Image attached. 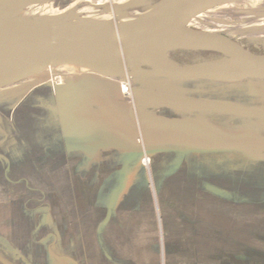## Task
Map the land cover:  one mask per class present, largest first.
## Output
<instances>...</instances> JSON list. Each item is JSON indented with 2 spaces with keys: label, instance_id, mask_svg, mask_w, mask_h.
Here are the masks:
<instances>
[{
  "label": "rangeland",
  "instance_id": "1",
  "mask_svg": "<svg viewBox=\"0 0 264 264\" xmlns=\"http://www.w3.org/2000/svg\"><path fill=\"white\" fill-rule=\"evenodd\" d=\"M147 1L69 0V6L54 12L55 2L37 0L11 19L116 26L132 18H111L115 7ZM103 16L110 20L103 23ZM188 26L238 42L262 41L264 0L214 7ZM153 54L164 59V51ZM188 54L184 61L202 56ZM167 55L178 59L173 51ZM46 70L40 77L0 89V203L21 201L28 211H35L42 205L38 201L58 195L73 222L80 264H96L97 255L104 259L105 254L112 263L128 264L131 236L136 238L134 253L136 248L141 251L144 237L150 247L165 249L164 259L149 254V264H228L241 255L245 259L239 264H264V165L244 157L264 155V143L256 137L257 131L264 133V116L259 118L264 113V80L107 78L66 64ZM94 110L103 121L116 118L114 126L127 136L135 135L136 142L118 140L113 147L98 125L88 128L77 120L79 113L95 117ZM35 131H45L52 140L47 139L48 145L38 142L40 148L33 146L37 140L30 138ZM92 139L100 146L96 156L80 160L81 164L61 163L63 154H74L73 145L86 152L96 149ZM223 141L238 143L245 153L205 149L209 142ZM134 152L141 157L130 164L126 185L115 194L123 160ZM180 154L187 157L181 163ZM50 160L57 163L49 165ZM114 194L116 204L104 224ZM182 222L195 226L194 242L177 237ZM182 242L191 255H177L183 253Z\"/></svg>",
  "mask_w": 264,
  "mask_h": 264
},
{
  "label": "water",
  "instance_id": "2",
  "mask_svg": "<svg viewBox=\"0 0 264 264\" xmlns=\"http://www.w3.org/2000/svg\"><path fill=\"white\" fill-rule=\"evenodd\" d=\"M36 1L0 0V89L60 64L79 65L107 78L143 76L220 83L264 80V55L249 51L227 36L188 26L194 17L204 11L244 0H148L146 3L115 7L109 13L111 18L133 14L132 21L97 28L56 20L11 19L18 9ZM51 1L44 0L42 3ZM134 8L139 12L133 13L131 9ZM100 20L104 23L110 19L103 16ZM155 50H163L164 59L155 57ZM174 50L216 53L220 57L179 64L168 58L167 54ZM241 109L249 108L241 106ZM119 136L132 142L137 139L135 135L130 137L119 133ZM206 147L220 152L239 150L238 143L233 141L209 142ZM143 156L146 157L145 153ZM140 157L141 153L134 152L125 158L118 172L121 180L115 194L124 189L128 168ZM115 194L106 207L104 224L112 215L117 200ZM238 259L245 258L239 256ZM0 264L9 263L0 257Z\"/></svg>",
  "mask_w": 264,
  "mask_h": 264
},
{
  "label": "crops",
  "instance_id": "3",
  "mask_svg": "<svg viewBox=\"0 0 264 264\" xmlns=\"http://www.w3.org/2000/svg\"><path fill=\"white\" fill-rule=\"evenodd\" d=\"M70 67L85 68L76 65H70ZM92 114L95 117L79 113L77 120L88 128L93 127L94 124L98 125L100 135L101 131H104L105 137L109 138L113 147V143L118 142V140L128 141L119 136V133L125 135L127 133L123 131V128L118 130L114 126L117 123L115 117V119L106 122V120L103 121L104 116L98 114L97 110L92 111ZM79 117L84 119H79ZM112 134L116 137L114 140L111 137ZM31 139L37 140L33 145L37 148H40L39 146L43 141L48 145L47 139L52 140V138L47 137L45 131H35L32 133ZM92 142L96 143V149L87 152L79 145H73L74 154L71 157L68 154H63L61 163L64 162L67 165L70 163L81 164L80 160L82 159H92L98 152L97 148L100 147L98 146V143H101L100 136L97 138L98 143L96 139H92ZM111 144L108 145L109 148ZM102 147L105 148L104 146ZM105 151L111 150L105 149ZM56 163L52 162V160L49 161V165ZM38 202H41L43 206L40 205L37 207L40 209H36L35 211H28L22 206L21 201L0 203V257L9 264H80L77 243H74L73 239V222L70 219L65 204L56 194H49L48 200H40ZM239 263L244 262L242 259H238L237 256L228 264Z\"/></svg>",
  "mask_w": 264,
  "mask_h": 264
},
{
  "label": "flooded vegetation",
  "instance_id": "4",
  "mask_svg": "<svg viewBox=\"0 0 264 264\" xmlns=\"http://www.w3.org/2000/svg\"><path fill=\"white\" fill-rule=\"evenodd\" d=\"M263 116H264V113H262V114L260 113V116H259L260 120L263 118ZM256 137H257V140H259L260 142L264 143V133H258V131H257ZM186 144H189L190 145V142L188 141V143H186ZM206 146H207V144L205 145V149L207 148ZM199 151L200 150H197V152H199ZM238 152L245 153V148L242 147L241 145H239ZM199 153H201V152H199ZM244 157L245 158H248V159H252L253 162H251V163H254V165H258V166L264 165V155H262V154H259V156H256L254 158H250L251 156H247V155L244 156ZM186 158L187 157L185 155L180 154V159L177 162H180V163L181 162H184V160ZM262 182H264V180ZM184 217L185 216L183 215L182 218H184ZM181 224H184V225H182L183 227L177 228V237H179V236L180 237L181 236H183V237L187 236L188 239H190V242H194L193 241L194 235H196V228H195V226H192V224L190 222H188V224L190 225V227H187L186 226L187 225L186 222H182ZM129 225H130L131 228H133V226H132L133 224L130 223V224H128V226ZM186 229H187V231H186ZM131 232H132V229H131ZM128 239H129V245H128V248H127L128 249V253L126 255L127 256L126 259L128 260V264H149V257H150L149 254H151V256H155V257L161 256V257H163V259H164V256H166V254H164L165 253V249L164 248H162V251H161L160 248L157 247V246H156V248H154V245L150 247L148 245L149 243L147 242V238L146 237H144V240L141 243V248H140L141 251L138 252V249L139 248H136V251L137 252L134 253V246H133V244H134L136 238H134L133 236H131ZM154 239H155V237L152 238L151 244H154ZM179 247H180L179 250H182L183 253L182 254L178 253L177 255H180V256L181 255H186V253L189 254V255H191L190 250H189V252H188V250H186V244L184 242H182V245L179 246ZM97 250H99V254H100V249L98 248ZM161 253H162V255H161ZM194 253H195V251L193 250V254ZM96 259H97L96 264H115V263H112L110 261L111 260V256L110 255H107V254H105V258L104 259L101 256L99 257V255H97V258ZM101 260L102 261H105L106 263H102ZM134 260L137 261V262L134 263Z\"/></svg>",
  "mask_w": 264,
  "mask_h": 264
},
{
  "label": "trees",
  "instance_id": "5",
  "mask_svg": "<svg viewBox=\"0 0 264 264\" xmlns=\"http://www.w3.org/2000/svg\"><path fill=\"white\" fill-rule=\"evenodd\" d=\"M60 1H62V2H60ZM52 2L53 3L55 2V5L52 4L53 7L51 8L54 12H58L59 10L69 6L71 4V2H69V0H52L50 3H52ZM57 4L59 6H57ZM131 11L133 13H138L139 9L134 8V9H131ZM105 17L106 16H104V18ZM239 43L244 48L248 49L249 51H251V52H253L255 54L264 55V40H262V41H258V40H256V41L244 40V41H240ZM189 52H191L194 55L196 54V55H202V56L199 57V58H196V59L195 58H191V59H195V60H192V61H184V59H182V58H184L185 55L186 56L189 55L188 54ZM189 52H186V50H174L173 53H176V56H178V59H176V62L179 63V64H191V63L198 62L200 60L212 59V58L220 57V55L216 54V53L198 52V51H189Z\"/></svg>",
  "mask_w": 264,
  "mask_h": 264
},
{
  "label": "bare ground",
  "instance_id": "6",
  "mask_svg": "<svg viewBox=\"0 0 264 264\" xmlns=\"http://www.w3.org/2000/svg\"><path fill=\"white\" fill-rule=\"evenodd\" d=\"M234 3H235V2H234ZM119 18H120V19L132 18V19L128 20L127 22L123 20L122 22H120V24H125V23H128V22H130V21L133 20V17H131V16H127V17H119ZM120 24H119V25H120ZM157 52L162 54L163 50H157ZM66 65H72V64H66ZM76 66H79V65H76ZM49 67H50V66H49ZM45 70H46V69H45ZM45 70H43L42 72H40V73H38V74H36V75H33V77H40V76L42 75V73L44 74V73L47 72V70H46V71H45ZM145 162H147V161H145ZM146 164H147V163H146Z\"/></svg>",
  "mask_w": 264,
  "mask_h": 264
},
{
  "label": "built area",
  "instance_id": "7",
  "mask_svg": "<svg viewBox=\"0 0 264 264\" xmlns=\"http://www.w3.org/2000/svg\"><path fill=\"white\" fill-rule=\"evenodd\" d=\"M145 161H147V162H145ZM143 163H144V164L148 163V159H147V160H144V159H143Z\"/></svg>",
  "mask_w": 264,
  "mask_h": 264
}]
</instances>
